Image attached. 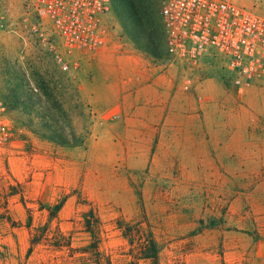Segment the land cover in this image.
Listing matches in <instances>:
<instances>
[{
	"label": "rangeland",
	"instance_id": "374dc122",
	"mask_svg": "<svg viewBox=\"0 0 264 264\" xmlns=\"http://www.w3.org/2000/svg\"><path fill=\"white\" fill-rule=\"evenodd\" d=\"M1 2L15 29L0 31V88L14 70L35 87L33 68L55 63L80 90L84 114L65 107L88 136L66 147L33 134L0 154V264H153L139 255L150 238L158 264H264V87L240 93L223 60L190 69L145 51L148 80L124 67L129 50L105 66V53H69L49 27L63 69L22 0ZM113 15L115 45L130 42ZM32 232L41 240L29 254Z\"/></svg>",
	"mask_w": 264,
	"mask_h": 264
},
{
	"label": "built area",
	"instance_id": "2783aa9c",
	"mask_svg": "<svg viewBox=\"0 0 264 264\" xmlns=\"http://www.w3.org/2000/svg\"><path fill=\"white\" fill-rule=\"evenodd\" d=\"M165 31L167 62L190 69L223 60L229 83L244 93L264 87V0H157ZM24 22L61 68L69 64L52 38H61L69 53L106 48L116 27L112 0H22ZM30 21V22H29ZM49 27L52 34L48 32ZM15 26L0 0V31ZM29 131L10 110L0 90V154L21 146Z\"/></svg>",
	"mask_w": 264,
	"mask_h": 264
},
{
	"label": "trees",
	"instance_id": "16d2710c",
	"mask_svg": "<svg viewBox=\"0 0 264 264\" xmlns=\"http://www.w3.org/2000/svg\"><path fill=\"white\" fill-rule=\"evenodd\" d=\"M113 11L119 19L125 34L130 37L136 46L158 59L167 57L165 31L160 15V10L153 0H112ZM48 56H54L48 52ZM50 70L33 68L35 87L31 86L26 73L20 70L9 72L5 80L4 88H0L10 110L14 113L20 124L24 125L31 133L48 141L66 147L83 146L87 136L78 133L71 112L65 107V103L79 109V115H83L84 102L79 88L66 77L57 65L50 62ZM52 70V73H50ZM68 98V99H67ZM25 116L24 122L20 119ZM64 201L52 206L50 219L57 217L62 209ZM50 207V206H49ZM88 214H93L89 211ZM85 214L88 232L95 237L96 232L91 226V220ZM27 225L31 227L32 216H28ZM28 253L38 244L41 237L31 233ZM96 240L85 246L84 253H91V248H97ZM140 258L151 259L153 264L159 263V247L154 238H150L146 244L139 246Z\"/></svg>",
	"mask_w": 264,
	"mask_h": 264
},
{
	"label": "crops",
	"instance_id": "0c3cea01",
	"mask_svg": "<svg viewBox=\"0 0 264 264\" xmlns=\"http://www.w3.org/2000/svg\"><path fill=\"white\" fill-rule=\"evenodd\" d=\"M122 27H120L121 29ZM123 30V28H122ZM114 39H115V36H111L110 37V40H109V44L106 48L102 49L100 53H105L101 59V61H104L103 65L106 64V60L105 59H108V58H112L115 56V53H112V52H116V53H122L123 49L125 50H129L130 52H132L131 54L127 55V57H125L124 59L126 60L125 62V68L127 69H135L136 72L140 75V74H144V76L146 77L145 79H148L150 80L153 76V67L152 66H146V63H145V59L146 58V55L147 53L141 49H139L136 44L134 43V41L132 39H130L129 37L127 39H129L130 42H122V41H118L119 44L115 45V42H114ZM165 43H166V39H165ZM114 46H117L116 48ZM118 51H116V50ZM108 51L110 50L109 52H105V51ZM99 52V51H98ZM101 63V62H100ZM106 66V65H105ZM183 67H186L185 65H182ZM188 68V67H187ZM138 79H140V76H138ZM140 81V80H139ZM33 136V133H31L30 131H27L26 134L24 136L21 137L20 141H21V146L23 145V143L27 140V137H32ZM20 146V147H21ZM19 148L17 149H13L11 150L10 152H13L15 150H18ZM9 152V153H10ZM262 196L261 198L264 200V181L262 182Z\"/></svg>",
	"mask_w": 264,
	"mask_h": 264
}]
</instances>
